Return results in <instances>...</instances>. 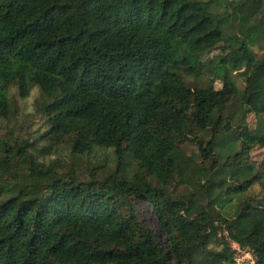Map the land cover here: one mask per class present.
Here are the masks:
<instances>
[{
	"label": "trees",
	"instance_id": "trees-1",
	"mask_svg": "<svg viewBox=\"0 0 264 264\" xmlns=\"http://www.w3.org/2000/svg\"><path fill=\"white\" fill-rule=\"evenodd\" d=\"M232 31L251 51L206 59ZM33 91L44 132L0 137V264H264V0H0V119Z\"/></svg>",
	"mask_w": 264,
	"mask_h": 264
},
{
	"label": "rangeland",
	"instance_id": "rangeland-1",
	"mask_svg": "<svg viewBox=\"0 0 264 264\" xmlns=\"http://www.w3.org/2000/svg\"><path fill=\"white\" fill-rule=\"evenodd\" d=\"M247 51H251V48L248 47L241 38L235 33L234 31L226 33L224 35L223 40L221 42L220 47L217 50L212 51L209 53L205 58L206 59H214V58H226L230 61H233L237 57H240ZM259 55H262V53L259 51ZM238 84L240 87L244 86V81L242 78L237 77ZM222 85L220 83L217 84V88H221ZM35 98V92L33 91V95L28 100L21 102V109H22V115L19 117V119L16 122H6L2 119H0V137H10L13 136L21 137L22 139H28L31 137V140L34 141L38 137L39 134L44 132V120L41 116L36 114H29L33 111V102ZM249 122L251 127H254L256 124V118L252 115L249 118ZM42 129V131H39ZM41 142H38L37 147H41ZM68 148L65 147H59L57 155L52 156L51 158H55L56 156H60L61 158L69 159L68 154ZM40 152L43 151V149L39 150ZM189 155L196 154L198 152L197 148L195 146H189ZM262 153L258 152L255 153L253 156V160L259 162L261 160ZM176 194L186 195L188 191L184 187H177L176 188ZM249 194L254 196H259L262 194V189L258 185L254 186L249 192ZM236 199L230 203L229 207H235L236 205ZM139 210L141 214V220L149 227H151L154 231L157 232L158 236L162 239L164 243V247L168 248V243L164 240V233L161 230L160 223L152 209V207L145 201H140L139 203Z\"/></svg>",
	"mask_w": 264,
	"mask_h": 264
},
{
	"label": "built area",
	"instance_id": "built-area-1",
	"mask_svg": "<svg viewBox=\"0 0 264 264\" xmlns=\"http://www.w3.org/2000/svg\"><path fill=\"white\" fill-rule=\"evenodd\" d=\"M262 152L260 148H256L252 156H254L255 153ZM234 250L236 251L235 259L238 264H256V258L252 254V252L248 249H244L240 247L238 244L233 245Z\"/></svg>",
	"mask_w": 264,
	"mask_h": 264
}]
</instances>
